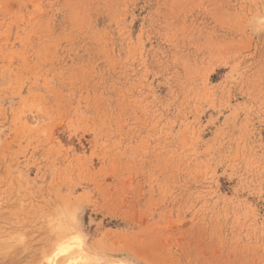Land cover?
I'll list each match as a JSON object with an SVG mask.
<instances>
[{"label":"rangeland","instance_id":"1","mask_svg":"<svg viewBox=\"0 0 264 264\" xmlns=\"http://www.w3.org/2000/svg\"><path fill=\"white\" fill-rule=\"evenodd\" d=\"M76 217L75 264H264V0H0V264Z\"/></svg>","mask_w":264,"mask_h":264},{"label":"snow or ice","instance_id":"2","mask_svg":"<svg viewBox=\"0 0 264 264\" xmlns=\"http://www.w3.org/2000/svg\"><path fill=\"white\" fill-rule=\"evenodd\" d=\"M89 239V235L80 226L78 217L67 222L66 231L57 240L55 250L52 253L55 264H60V259H63L64 264H75V261L70 257L77 251L83 252L88 246ZM49 264H52L51 260Z\"/></svg>","mask_w":264,"mask_h":264},{"label":"bare ground","instance_id":"3","mask_svg":"<svg viewBox=\"0 0 264 264\" xmlns=\"http://www.w3.org/2000/svg\"><path fill=\"white\" fill-rule=\"evenodd\" d=\"M21 257V256H20ZM12 263H14V261L12 262ZM16 263V262H15ZM6 264V263H5Z\"/></svg>","mask_w":264,"mask_h":264}]
</instances>
